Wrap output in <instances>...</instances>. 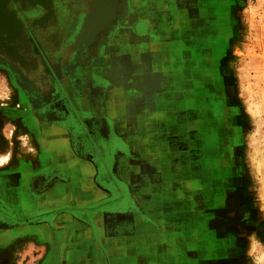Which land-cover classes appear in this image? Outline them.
Returning <instances> with one entry per match:
<instances>
[{
  "label": "crops",
  "instance_id": "0c3cea01",
  "mask_svg": "<svg viewBox=\"0 0 264 264\" xmlns=\"http://www.w3.org/2000/svg\"><path fill=\"white\" fill-rule=\"evenodd\" d=\"M2 1L0 9L8 3ZM34 2L50 10L33 23L39 41H27L42 77L15 63L0 67L19 82L16 96L0 97V147L4 139H22L13 160L0 165V264H131L109 251L125 257L134 236L146 242V203L175 200L178 180L158 156L191 152L173 144L190 139L197 122L184 127L177 114H190L198 92L212 88L205 80L182 88L181 58L205 78L202 62L213 68L221 57L239 0ZM59 14L70 29L53 66L42 62L52 55L40 45L53 50L47 42L55 41ZM69 103L87 107L78 116L91 129L73 130ZM161 218L157 233L174 235L165 230L170 219L166 225ZM98 220L117 242H104Z\"/></svg>",
  "mask_w": 264,
  "mask_h": 264
},
{
  "label": "rangeland",
  "instance_id": "374dc122",
  "mask_svg": "<svg viewBox=\"0 0 264 264\" xmlns=\"http://www.w3.org/2000/svg\"><path fill=\"white\" fill-rule=\"evenodd\" d=\"M235 14L228 40L222 43L221 57L213 68L210 60L202 62L203 69L208 70L205 78L189 67L186 57L181 58V67L185 68L181 87L205 80L219 102L213 105L212 114L207 113L206 125L197 121L190 139L174 142L175 149H191L189 154L158 156L165 168H172L170 174L178 180L179 194L175 189V200L169 203H164L165 197L146 203L152 216L148 239L145 242L134 236V249L125 257L110 250L117 262L264 264V0H239ZM13 63L0 57V67L10 70ZM4 73L0 68V97H14L18 79H12L11 72ZM35 74L41 76L39 71ZM68 111L77 119L71 121L73 130L91 129L92 122H83L78 116L87 113L86 106L78 108L71 103ZM178 116L184 127L192 117L183 111ZM21 140L4 139L0 158L7 156L12 161ZM152 159L155 162L154 156ZM173 210L176 217L172 220ZM163 215L166 225L169 219L171 223L165 230L174 228V235L157 233L154 225L162 223ZM98 223L104 242H117L118 237L108 234L102 221Z\"/></svg>",
  "mask_w": 264,
  "mask_h": 264
},
{
  "label": "flooded vegetation",
  "instance_id": "af4514ba",
  "mask_svg": "<svg viewBox=\"0 0 264 264\" xmlns=\"http://www.w3.org/2000/svg\"><path fill=\"white\" fill-rule=\"evenodd\" d=\"M33 1L34 0L2 1L3 3L1 4H4V2L8 3H6L5 8L0 9V54L5 55L8 59L18 64L24 72L36 76V71H39L41 73L40 75H42L40 66L41 59L31 54L27 41L30 37H34L39 41V36H36L34 33L35 29L33 23L38 21L41 22L45 19L47 20L46 15L50 10L46 9L44 4L33 3ZM59 17L56 19L58 23L56 25L54 24V28L52 29L56 31L53 36L55 41L47 42V45L52 43L53 50L43 51L44 46L40 45V47H42V54L52 55L48 58H42V62H52L53 66L59 61L58 55L61 53L62 47L64 46V37L67 36L64 34V29H70V27L64 26V16L61 17L59 14ZM18 25V32H15ZM38 29L45 31L44 26H39ZM40 40H43V36H40ZM39 44H44V42L41 41ZM218 102V96L213 92V88L207 93L198 92L195 102L191 101L192 107L196 103V108L190 111V116H192L190 121H198V123L204 121L206 125L207 117L213 112V105L215 103L218 104Z\"/></svg>",
  "mask_w": 264,
  "mask_h": 264
},
{
  "label": "clouds",
  "instance_id": "9594fccd",
  "mask_svg": "<svg viewBox=\"0 0 264 264\" xmlns=\"http://www.w3.org/2000/svg\"><path fill=\"white\" fill-rule=\"evenodd\" d=\"M7 160H8L7 156H5L3 158H0V165H2L3 163L7 162Z\"/></svg>",
  "mask_w": 264,
  "mask_h": 264
}]
</instances>
